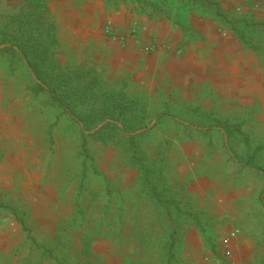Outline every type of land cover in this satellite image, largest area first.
<instances>
[{
    "label": "rangeland",
    "instance_id": "obj_1",
    "mask_svg": "<svg viewBox=\"0 0 264 264\" xmlns=\"http://www.w3.org/2000/svg\"><path fill=\"white\" fill-rule=\"evenodd\" d=\"M48 1L57 22L62 62L95 65L104 77L124 80L129 94L146 95L150 122L135 131L145 132L140 144L149 157L157 153L164 157L166 183L206 228L203 234L194 223L181 226V264H231L230 246L237 240L229 236L234 230L254 246H262L263 264L264 204L259 199L264 193L263 95L237 102L209 79L181 81L178 65L167 66L168 60L160 65L161 70L152 65L147 80L154 87L141 90L135 80L118 72L116 51H111L112 43L123 46L131 38L141 53L173 59L197 51L207 39L217 40L209 35L238 41L230 30L214 17H204L201 8L148 18L137 14L131 2ZM242 1L238 8L234 3L235 9L233 1L225 0L223 5L219 0L229 14L264 20V0ZM90 3L97 4L91 24L96 31L81 32L76 42L69 30L76 18L88 14ZM19 4L20 0H0V15ZM118 12L135 17V26L121 27L114 18ZM175 19L184 20L186 27H179ZM141 21L157 23V33H170L171 39L159 40L157 33H146ZM96 36L112 43H98ZM150 43V50L144 52L142 45ZM8 59L0 57V264H56L42 255L41 246L68 264H159L155 251L148 250L152 242L145 229L154 228L155 232L148 230L149 235L164 229L157 230V214L143 198L138 170L128 165L116 146L88 140L86 145L101 175L88 169L81 184L78 129L64 120L52 125L51 112L41 110V98L31 96L34 74L18 63L9 64ZM165 110L213 127L208 131L197 130L196 125L184 128L167 116L156 120L155 114ZM235 125L239 128L229 145L243 161L255 146L262 145L248 167L234 161L222 143V126Z\"/></svg>",
    "mask_w": 264,
    "mask_h": 264
},
{
    "label": "trees",
    "instance_id": "obj_2",
    "mask_svg": "<svg viewBox=\"0 0 264 264\" xmlns=\"http://www.w3.org/2000/svg\"><path fill=\"white\" fill-rule=\"evenodd\" d=\"M106 1L113 5L131 2L132 9L137 14H144L148 18L170 17L172 13L187 14L194 8H201L204 17H214L228 28L238 42L250 49L264 66V20L229 14L222 8L219 0ZM175 20L173 22L179 27H186L184 20ZM59 47L57 22L48 0H20L16 9L0 15V57L4 55L9 58V64L18 63L34 74L35 80L29 87L31 96L34 99L41 98V110L51 112L52 125H59L60 120H64L66 124L78 129L79 153L82 156L79 171L81 184L87 178L88 169L94 175H101L94 156L86 145L87 141L116 146L124 154L128 165L138 170V183L143 198L152 204L153 213L157 214V230L164 229L162 233L152 234L154 238L148 234V230L155 232L154 228L145 229V235L152 242L148 250L155 251L154 256L157 254L159 264H181L182 260L178 255L181 226L187 222L194 223L203 234L206 233V228L199 215L185 209L166 183L164 157L159 153L149 157L140 144V137L145 132L135 131L146 127L150 122L146 95L129 94L124 80L104 77L95 65L62 62L59 58ZM155 116L156 120L171 117L184 128H193L196 125L194 128L197 130L208 131L213 127V124L201 126L200 123L173 116L169 110L156 113ZM222 127L225 151L243 168L248 167L247 164L254 160L256 151L262 145L255 146L253 154L243 161L229 145V140L236 135L239 125ZM261 195L263 196L259 199L264 204V193ZM108 210L109 208L105 209L103 216ZM19 221L24 225L22 218ZM211 246L214 247L212 243ZM41 248L42 255L51 257L56 264H68L52 254L50 248ZM83 264L93 263L85 261Z\"/></svg>",
    "mask_w": 264,
    "mask_h": 264
},
{
    "label": "crops",
    "instance_id": "obj_3",
    "mask_svg": "<svg viewBox=\"0 0 264 264\" xmlns=\"http://www.w3.org/2000/svg\"><path fill=\"white\" fill-rule=\"evenodd\" d=\"M230 1H233V5L235 3L237 8L243 3L242 0ZM221 2H224L223 5H225V0H221ZM87 7L89 9L88 14L76 18L69 30L76 42L80 41L81 32L89 33L91 30H95L91 24L93 18L96 17L94 13L97 11V4L90 3ZM114 18L125 29L135 26L134 21H137L135 17L125 12L116 13ZM112 19L113 17H111ZM141 23L145 25L146 33L153 35L158 32L156 30L158 28L157 23L151 24L149 21L148 23L147 21H141ZM169 34L161 36L160 33H157V37L159 40H170L171 36ZM212 37L217 40L207 39L200 46L201 49L199 48L197 51L189 50L190 53L178 55L174 58L173 55V59L170 56H168L169 58L165 57L163 54L161 57L159 53L156 54L155 52L151 55H145L138 51L131 38H128L123 46L105 41V37L102 36H96V41L108 46L111 43L114 45L113 48L111 44V51H116L114 58L118 65V72L124 77L127 76L129 79L135 80L141 90L154 87L147 80L152 65H154V69L159 70L160 65L168 60L170 63L167 66L178 65L181 81L183 82L194 77L209 79L214 82V85H219L224 92L229 93L230 97H234L237 102L252 101L255 94H261L264 98V67L256 62L250 50L244 48L233 37L221 40L215 35H209L208 38ZM235 239L237 241H233L230 246L231 256L229 259L231 264H260L263 258L262 246H254L251 240L245 238L243 234H238Z\"/></svg>",
    "mask_w": 264,
    "mask_h": 264
},
{
    "label": "built area",
    "instance_id": "obj_4",
    "mask_svg": "<svg viewBox=\"0 0 264 264\" xmlns=\"http://www.w3.org/2000/svg\"><path fill=\"white\" fill-rule=\"evenodd\" d=\"M151 45H153V44H144V45H142V49H143V51L144 52H147V51H149L150 50V47H151ZM238 230H234V231H232L231 233H230V239H233V238H235L236 236H237V234H238Z\"/></svg>",
    "mask_w": 264,
    "mask_h": 264
}]
</instances>
